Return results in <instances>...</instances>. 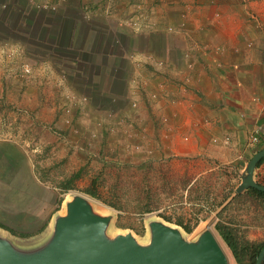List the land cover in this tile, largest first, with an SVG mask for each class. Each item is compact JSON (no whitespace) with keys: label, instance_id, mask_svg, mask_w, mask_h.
Returning <instances> with one entry per match:
<instances>
[{"label":"rangeland","instance_id":"1","mask_svg":"<svg viewBox=\"0 0 264 264\" xmlns=\"http://www.w3.org/2000/svg\"><path fill=\"white\" fill-rule=\"evenodd\" d=\"M109 1L119 9L134 3L0 0V242L21 258L46 254L79 192L95 216L109 219V243L131 234L150 246L160 222L196 246L213 231L229 264H239L216 223L232 217L262 241L263 202L249 199L247 208L240 198L224 210L238 194L231 173H207L189 186L190 161L166 153L159 131L170 124L151 121L158 107L146 87L155 76L136 69V53L157 46L127 29V11L112 20ZM258 178L264 184V167Z\"/></svg>","mask_w":264,"mask_h":264},{"label":"crops","instance_id":"2","mask_svg":"<svg viewBox=\"0 0 264 264\" xmlns=\"http://www.w3.org/2000/svg\"><path fill=\"white\" fill-rule=\"evenodd\" d=\"M133 2L119 9V1H109L106 9L112 20L127 11V29L145 32L144 42L157 46L155 53L142 49L135 59L141 61L136 69L155 76V83L145 85L158 107L151 121L173 129L159 130L168 138L166 153L195 166L189 186L217 172L226 178L231 173L236 189L246 162L264 146V0ZM257 129L261 139L251 148ZM263 167L264 162L257 167L256 180Z\"/></svg>","mask_w":264,"mask_h":264},{"label":"water","instance_id":"3","mask_svg":"<svg viewBox=\"0 0 264 264\" xmlns=\"http://www.w3.org/2000/svg\"><path fill=\"white\" fill-rule=\"evenodd\" d=\"M264 158V147L256 151L241 173L236 193L249 188L264 191L255 172ZM108 218L95 216L87 199L77 197L68 216L59 219L58 237L44 255L21 258L0 242V264H229L227 254L213 231L204 233L200 245L186 244L179 232L160 222L152 224L153 244L141 247L131 234L109 243L104 235ZM255 264H264V247Z\"/></svg>","mask_w":264,"mask_h":264},{"label":"trees","instance_id":"4","mask_svg":"<svg viewBox=\"0 0 264 264\" xmlns=\"http://www.w3.org/2000/svg\"><path fill=\"white\" fill-rule=\"evenodd\" d=\"M262 146L261 148H263ZM259 148V149H261ZM258 149V150H259ZM257 150V151H258ZM264 158L259 162L258 167L262 165ZM262 183V182H261ZM69 188V187H67ZM92 196H97L94 191L91 189L87 190ZM240 198H245L243 201V207L247 206L249 199H254L257 203H262L264 205V191H261L257 188H249L242 193L236 194L233 199L228 203L229 206L224 207L226 210L230 208L234 202ZM262 201V202H261ZM115 206L117 204H114ZM232 217L225 221H218L216 223V229L219 232V235L225 241V243L230 248L234 258L239 264H255L259 256L260 251L264 247V240L262 241H253L247 237V235L241 233L239 228L234 227ZM180 225H183L180 223ZM185 229L188 232H191L193 229L190 226L185 225Z\"/></svg>","mask_w":264,"mask_h":264},{"label":"built area","instance_id":"5","mask_svg":"<svg viewBox=\"0 0 264 264\" xmlns=\"http://www.w3.org/2000/svg\"><path fill=\"white\" fill-rule=\"evenodd\" d=\"M43 5L44 6H48L47 4H43ZM31 70H32V67L30 66V64L24 65V67H23L24 73L29 74V73H31ZM260 139H261L260 138V130L257 129V130H255V132L252 133V135H251V137L249 139V144H248L249 147L254 148L255 145L260 142ZM224 142L226 144H230L232 142V140H231V138L229 136H227V137L224 138ZM244 159H245V154H241L240 155V160L243 161Z\"/></svg>","mask_w":264,"mask_h":264},{"label":"bare ground","instance_id":"6","mask_svg":"<svg viewBox=\"0 0 264 264\" xmlns=\"http://www.w3.org/2000/svg\"><path fill=\"white\" fill-rule=\"evenodd\" d=\"M74 195L75 196H77V197H83L84 199H89V197H87V196H85V195H83V194H81V193H79V192H74Z\"/></svg>","mask_w":264,"mask_h":264}]
</instances>
